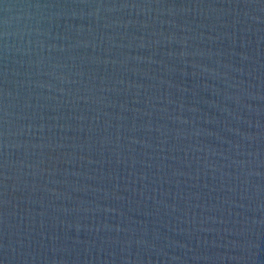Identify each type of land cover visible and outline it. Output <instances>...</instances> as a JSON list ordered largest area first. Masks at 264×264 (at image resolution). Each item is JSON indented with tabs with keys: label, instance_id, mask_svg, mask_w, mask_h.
<instances>
[{
	"label": "water",
	"instance_id": "obj_1",
	"mask_svg": "<svg viewBox=\"0 0 264 264\" xmlns=\"http://www.w3.org/2000/svg\"><path fill=\"white\" fill-rule=\"evenodd\" d=\"M0 264H264V0H0Z\"/></svg>",
	"mask_w": 264,
	"mask_h": 264
}]
</instances>
